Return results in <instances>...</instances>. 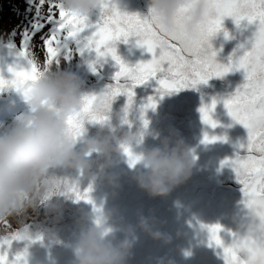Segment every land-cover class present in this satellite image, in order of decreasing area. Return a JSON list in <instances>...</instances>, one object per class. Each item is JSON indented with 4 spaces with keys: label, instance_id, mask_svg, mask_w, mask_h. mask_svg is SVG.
<instances>
[{
    "label": "rangeland",
    "instance_id": "rangeland-1",
    "mask_svg": "<svg viewBox=\"0 0 264 264\" xmlns=\"http://www.w3.org/2000/svg\"><path fill=\"white\" fill-rule=\"evenodd\" d=\"M5 1L0 0V75L11 78L9 67H28L25 58L19 56L18 50L9 46L11 33L18 25L26 23L31 14L27 11L28 0ZM113 2L122 12L135 13L141 17L147 16L150 11L149 0ZM47 7L46 4L45 11ZM100 14V8L94 9L89 18L96 22ZM255 30V23L250 24L246 19L237 25L233 17H225L222 28L210 38V43L217 52L216 60L228 64L230 57L242 54L250 48ZM44 31L47 32L48 29L45 28ZM15 42L19 46V35L15 37ZM32 43L38 61L43 63L46 50L41 47L40 34L34 37ZM69 47L73 48L71 58L62 59L61 66L75 72L84 81L85 94H100L106 91L113 84L119 65L111 56L97 59L94 50H85L81 54L76 50L74 41H69ZM116 49L121 59L129 65L152 57L145 48L137 45L136 37H129L127 42L117 41ZM161 75L158 73L156 77L134 88L135 95L131 106L128 105V98L124 93L114 98V112L122 113L127 110L126 120L122 117L113 121L115 132L119 135L120 130L127 129L130 124L142 137V143L136 146L137 151L142 147L159 146L162 137H182L193 149L191 176L173 188L168 195L151 196L138 186L133 178L134 168L130 165L127 154L123 152L114 153L106 167L98 166L95 178L72 171L70 181L81 192L90 189V199L77 200L75 193L71 192L66 197H61L59 214L47 217L42 205L39 214L28 224L31 239L13 241L7 249L10 256L25 252V264H71L72 246L82 227L81 218L85 215L94 216L97 209H105L112 213L109 223L118 238H123L129 227L133 230L135 241L127 264L143 263L152 237L138 226L140 216L154 218L156 228L158 222L165 225L164 246L157 261L151 264H215L217 261L220 263L216 264L226 263L222 255L223 247L210 242L205 226L221 225L220 236L224 246H228L232 243L234 235L242 236L245 231V228L239 231L241 218L250 220L248 214L251 210L244 205L241 185L234 170L221 163L242 151L239 145L247 139V129L233 121L223 103V100L244 81V71H230L222 77H211L206 83L201 82L195 87L163 92L158 84ZM150 97L155 102V107L144 108ZM213 99L217 100L211 113L212 118L218 122L215 128L202 121L200 112L201 107L210 105ZM27 111L28 105L18 92L11 87H8L7 91L0 90V133L9 128L19 114ZM145 120L148 122L146 125ZM84 127L87 129L85 135L91 136L97 133L100 125L86 120ZM206 134L209 137L226 139L205 141ZM77 147H80L79 142ZM90 158L95 159V154ZM113 177L114 179H111ZM211 184L223 188L215 190L213 187L209 192L212 195L219 192L216 200L214 196L206 198L199 195L200 190ZM235 186L237 188H234ZM228 187L230 189H227ZM231 191L238 197L226 195V192ZM197 200L204 204L196 207L194 203ZM189 209L191 210L187 213ZM36 241L40 250L36 249Z\"/></svg>",
    "mask_w": 264,
    "mask_h": 264
},
{
    "label": "snow or ice",
    "instance_id": "snow-or-ice-1",
    "mask_svg": "<svg viewBox=\"0 0 264 264\" xmlns=\"http://www.w3.org/2000/svg\"><path fill=\"white\" fill-rule=\"evenodd\" d=\"M212 14L193 34L183 30V23L190 8L180 10L176 18V28L166 30L158 24L153 10L145 17L138 14L122 12L113 0H101L100 17L93 22L89 16L64 9L61 0H28L31 14L27 22L12 30L10 47L18 50L20 57L25 58L28 67H9L11 78L0 75V90L6 87H18L27 79H34L44 67L59 64L62 59H70L73 48L69 41H74L76 50L81 54L85 50H94L97 59L111 56L119 70L115 73L114 82L103 95L113 99L121 93L127 95L128 105L133 103L134 88L162 74L158 80L159 89L163 91L179 90L195 87L206 83L211 77H222L226 73L242 69L244 81L237 89L223 100L228 114L234 122L247 129V139L239 145L232 158L222 161V165L230 166L238 183L245 205L259 218L260 225L256 234L250 237L233 236L232 243L224 246L221 239V225H206L210 242L222 246L226 264H264V0H210ZM48 5L45 11L44 6ZM233 17L237 25L241 20L255 23L256 30L252 35L251 47L242 54L230 57L228 64L216 60L217 52L210 43V38L221 28L223 19ZM45 28L48 29L45 32ZM40 34L41 47L46 50L43 63L39 62L34 52L33 39ZM20 36L19 46L15 37ZM227 35V33H226ZM129 37H136V43L152 54L151 59L129 65L117 54L116 42H127ZM243 47V46H241ZM95 70V69H94ZM127 81V83H124ZM96 95L86 96L85 118L91 121L102 117L90 110ZM217 100L210 105L201 107L203 121L212 128L217 121L212 118ZM155 107V102L149 98L144 108ZM76 135L82 129L80 118H69ZM145 125L148 123L144 121ZM205 141H216L226 137L207 134ZM131 158L130 148L122 146ZM130 162H134L130 160ZM77 200H89L86 189L83 192L77 188L71 189ZM4 227L9 229L7 236H0V264H25V252L8 254L7 249L13 241L30 240L31 237L13 231L8 222ZM243 254V258L242 255Z\"/></svg>",
    "mask_w": 264,
    "mask_h": 264
},
{
    "label": "clouds",
    "instance_id": "clouds-1",
    "mask_svg": "<svg viewBox=\"0 0 264 264\" xmlns=\"http://www.w3.org/2000/svg\"><path fill=\"white\" fill-rule=\"evenodd\" d=\"M61 3L68 12L89 16L100 8L101 0H61ZM149 7L158 24L169 31L176 28L180 10L190 8L182 25L188 34L195 33L212 14L210 0H149ZM11 88L26 101L28 111L19 114L0 133V236L9 234L4 222L10 223L13 231L29 236L28 224L39 214L42 205L46 217L58 215L61 197L76 188L70 181V172L95 178L98 166L106 167L114 153H125L122 146L130 148L133 154L131 158L127 155L134 168L133 178L151 196L168 195L192 174L193 149L182 137H162L159 146L137 151L136 146L142 143L138 131L129 126L117 135L113 121L122 117L126 120L127 110L114 112V98H106L103 92L95 94L90 106L93 113L102 117L94 121L100 127L95 135H85L84 124L89 119L83 111L84 98L93 94H85L84 81L62 67L61 62L46 67L42 64L36 78ZM3 90L7 91L8 87ZM69 118L82 120L79 135L74 133ZM93 154L95 159L90 158ZM111 215L110 210L97 209L94 216L81 218L82 227L72 246L71 264H127L135 236L129 227L124 237L118 238L109 223ZM248 215L250 220L244 226L242 237L254 236L260 225L254 212ZM138 226L154 239L163 236L152 217L140 216Z\"/></svg>",
    "mask_w": 264,
    "mask_h": 264
},
{
    "label": "water",
    "instance_id": "water-1",
    "mask_svg": "<svg viewBox=\"0 0 264 264\" xmlns=\"http://www.w3.org/2000/svg\"><path fill=\"white\" fill-rule=\"evenodd\" d=\"M159 243H160V238L156 240V243L154 244L152 250L148 254L147 260L153 257V255L155 254L156 250L158 249Z\"/></svg>",
    "mask_w": 264,
    "mask_h": 264
},
{
    "label": "bare ground",
    "instance_id": "bare-ground-1",
    "mask_svg": "<svg viewBox=\"0 0 264 264\" xmlns=\"http://www.w3.org/2000/svg\"><path fill=\"white\" fill-rule=\"evenodd\" d=\"M7 1L9 2L10 0H6L5 3H6ZM16 3H17V2H16ZM9 15H11V13H9Z\"/></svg>",
    "mask_w": 264,
    "mask_h": 264
}]
</instances>
